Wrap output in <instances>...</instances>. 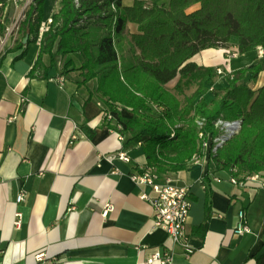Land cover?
Returning a JSON list of instances; mask_svg holds the SVG:
<instances>
[{
	"label": "crops",
	"instance_id": "crops-1",
	"mask_svg": "<svg viewBox=\"0 0 264 264\" xmlns=\"http://www.w3.org/2000/svg\"><path fill=\"white\" fill-rule=\"evenodd\" d=\"M135 1L122 4L132 6ZM146 2L168 6L170 0ZM26 4L9 0L5 26L26 15ZM62 5V0H45L37 41L15 59L25 48L16 49L21 38L17 33L0 58V264H148L156 249L169 242V234L154 225L152 187L132 179V173L147 165L141 144L130 140L122 120L132 113L110 108L97 91V79L83 83L80 70L64 71L65 57L60 55L46 78L28 77L40 54L42 34ZM137 30L135 23H128L126 40L118 45L122 57L128 56L130 35ZM237 45L233 37L229 47L202 50L190 61L229 73L261 63L256 82L250 75L243 80L258 89L264 84V48L239 54ZM230 50L237 55L229 60ZM50 62V55L44 54L43 63ZM177 81L166 87L174 91ZM228 84L226 75L214 85L206 83L210 90L199 98L211 103V90ZM191 87L186 94L197 85ZM74 134L78 139L72 141ZM121 151L129 161L118 157ZM167 174L190 188L192 207L188 246L173 245L172 261L166 264H252L253 256L264 249V187L251 181L233 183L228 170L210 167L209 156ZM206 186L212 215L204 230ZM21 191L26 198L17 203ZM107 203L114 210L105 217ZM241 209L246 210L251 232L238 235ZM17 212L20 226L15 225ZM38 254H44L43 260Z\"/></svg>",
	"mask_w": 264,
	"mask_h": 264
},
{
	"label": "trees",
	"instance_id": "trees-1",
	"mask_svg": "<svg viewBox=\"0 0 264 264\" xmlns=\"http://www.w3.org/2000/svg\"><path fill=\"white\" fill-rule=\"evenodd\" d=\"M8 2L0 0V35L6 28ZM44 2L33 0L29 6L16 40V49L25 48L15 59L25 56L27 46L37 41ZM62 4L42 34L40 54L28 77L46 78L60 55L65 57L64 71L80 70L83 83L97 79V91L110 108L132 113L122 118L125 130L131 141L141 144L147 166L162 174L184 170L194 157H204L208 135L215 139L221 133L217 120L241 119L238 132L210 149V167L228 170L234 177L264 172V84L253 89L243 82L247 75L258 80L261 63L229 73L190 61L202 50L229 47L233 37L238 38L239 54L264 48V0H170L168 6L148 5L146 0L132 6H124L122 0ZM129 22L138 30L130 35L128 56L122 57L118 45L126 40ZM44 54L51 57L49 66L43 63ZM224 75L229 84L211 90V103L199 98L210 90L206 83L214 85ZM176 78L171 91L166 85ZM194 84L196 90L186 94ZM211 215L206 186L204 230ZM253 259L252 264H264V249Z\"/></svg>",
	"mask_w": 264,
	"mask_h": 264
},
{
	"label": "built area",
	"instance_id": "built-area-1",
	"mask_svg": "<svg viewBox=\"0 0 264 264\" xmlns=\"http://www.w3.org/2000/svg\"><path fill=\"white\" fill-rule=\"evenodd\" d=\"M33 0H26V6H30ZM25 18V15L18 17L12 26L5 28L3 35H0V58L5 52L6 46L17 35L20 24ZM219 72L221 70L219 69ZM26 98L22 97V101ZM104 115L112 117L110 112L104 111ZM202 124V122H200ZM216 126L220 128L221 133L214 139L209 134L207 140L204 142V146L207 151L211 148L216 150L217 147L222 145L227 139L233 136L242 126L241 119L235 120H223L219 119L216 122ZM201 136L203 133L200 134ZM78 139V134H74L72 141ZM214 143V146H213ZM118 157L122 160L129 161L130 158L125 151H121ZM202 157H194L191 161L196 162ZM132 179L137 184H146L152 187L154 191L153 197H147L150 199L153 206V217L155 227L166 230L169 234V242L164 245L163 248H157L156 251L148 258L147 263L153 264L159 261L162 264H166L172 261V249L173 245L180 244L185 247L188 246V221L190 217L192 198L190 188L184 185L176 183L168 174H162L156 170L155 167L144 166L139 171L132 173ZM232 182L239 185H245L247 182L257 183L259 186L264 187V174L263 172H255L238 177H232ZM26 198V193L21 191L17 197L16 202H22ZM114 210L112 203H107L103 211V216H108ZM18 219L15 221L16 226L21 225V213L17 212ZM251 232V228L248 224L247 213L245 209L239 211V221L235 229V233L242 235L244 233ZM38 260H43L44 254H38Z\"/></svg>",
	"mask_w": 264,
	"mask_h": 264
},
{
	"label": "rangeland",
	"instance_id": "rangeland-1",
	"mask_svg": "<svg viewBox=\"0 0 264 264\" xmlns=\"http://www.w3.org/2000/svg\"><path fill=\"white\" fill-rule=\"evenodd\" d=\"M23 5V4H22ZM16 20V19H15ZM15 20L13 21V22H15ZM24 20V19H23ZM8 26H12V24L11 25H8ZM8 26H5V27H8ZM49 28V27H48ZM237 55V52H233V51H228V59L230 60V58H232V57H234V56H236ZM260 55H264V50H261L260 51ZM77 64H79L80 65V63H79V61H77L76 60V66H77ZM78 65V66H79ZM220 69V68H219ZM219 69H218V71H219ZM221 70V72L223 71L222 69H220ZM173 83H171L170 85H172ZM193 89V87H191V89H190V87L189 88H187V90H188V92H190L191 90ZM205 156H209V151H207L206 150V154H205ZM262 173V172H261ZM263 174H264V172H263ZM242 175H244V174H242Z\"/></svg>",
	"mask_w": 264,
	"mask_h": 264
},
{
	"label": "water",
	"instance_id": "water-1",
	"mask_svg": "<svg viewBox=\"0 0 264 264\" xmlns=\"http://www.w3.org/2000/svg\"><path fill=\"white\" fill-rule=\"evenodd\" d=\"M27 38H28V37L25 38V42H26Z\"/></svg>",
	"mask_w": 264,
	"mask_h": 264
}]
</instances>
